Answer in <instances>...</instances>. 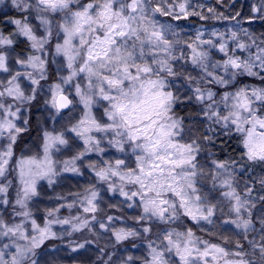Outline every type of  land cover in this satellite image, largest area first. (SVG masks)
I'll return each instance as SVG.
<instances>
[{"label":"snow or ice","instance_id":"obj_1","mask_svg":"<svg viewBox=\"0 0 264 264\" xmlns=\"http://www.w3.org/2000/svg\"><path fill=\"white\" fill-rule=\"evenodd\" d=\"M9 4L18 15L0 11V22L12 26L0 29V73L7 74L0 80V209L13 211L0 214V264H48L47 242L66 240L69 253H79L102 238L100 230L109 235L94 264H264V195L254 194L264 192V175L238 191L239 176L264 169V33L244 28L239 11L226 15L193 0H0ZM192 17L235 24L223 32L202 25L189 35L181 21ZM256 20L264 22V0L246 18ZM18 38L28 51L13 56ZM41 94L52 121L65 110L72 115L59 129H42L39 150L18 155ZM189 104L198 106L203 132L200 119L186 126L178 113ZM221 137L238 141V158L209 153L210 164L202 163L201 153ZM72 145L70 159L53 158ZM85 163L99 187L35 215L38 183L82 174ZM103 186L139 210L132 223L98 219ZM77 205L90 218L60 215ZM75 233L83 242L71 239ZM138 240L147 242L142 255L113 259L118 245L135 248Z\"/></svg>","mask_w":264,"mask_h":264},{"label":"rangeland","instance_id":"obj_2","mask_svg":"<svg viewBox=\"0 0 264 264\" xmlns=\"http://www.w3.org/2000/svg\"><path fill=\"white\" fill-rule=\"evenodd\" d=\"M194 3L203 4L206 7H216L219 9V11H223L226 15H235V12L239 11L241 13V17L238 19H241V24L244 28H247L250 32H254L257 36H259L261 33H264V22H261L259 20H256L251 24L246 22V18L250 14L251 6L255 3H258V0H224L223 6H220L219 4H217V2L206 3V2L197 1ZM240 6L242 8H240ZM209 21H211V24L205 26L208 29V31L215 29L217 31L223 32L226 31L227 28L235 24V21H217V20H209ZM181 24L184 31L189 35L194 34L196 30L200 28V27H195V28L185 27V25H183L182 22ZM22 54H26V53H19L15 50L12 52L13 56L22 55ZM54 68L55 65L52 66V71H54ZM6 77H7L6 73H0V80L5 79ZM46 91L47 88L45 87V92ZM45 98H46L45 95L41 94L39 98V103L30 112L32 116L30 120H31V125L33 126V131L29 136V138H27L22 144V148L18 152V155L20 154L21 151L27 152L29 149L32 150L33 152L39 150L40 144L42 143L41 140L42 129L47 127L50 130L53 126L59 129L62 125L67 123L68 117L72 115V113L65 112L63 120H60V118L58 117L57 118L58 122L52 121L49 118L50 116L49 111H46L47 106L44 103ZM46 118H47V122H46ZM192 125L193 122L186 124V126H190V127ZM76 151L77 148L75 145H72V147L70 148H61L60 152H54L53 158L56 160L70 159L71 156L74 155ZM91 158L97 159L95 154H93ZM81 173L82 174L71 173V172L63 173L61 177L57 178V183L52 186H49L46 180L40 181L38 183V191L40 192V196L34 198L33 202L30 203V208L33 211V213L37 216L42 217L46 209L51 207H57L59 206L60 203H69L71 202L74 193L82 192L86 187H88L92 183L98 184V182L95 179L94 173H92L91 170L87 168L86 163L84 166L81 167ZM238 179H239L238 191H240L241 194H243L245 182L241 177H238ZM208 187L210 188L211 185L209 184ZM105 188L106 186H103L100 189L101 197H102L101 208L103 209V211L98 213L101 216L100 219L106 221L107 215H111L108 214L109 213L108 211L111 210L110 212L113 213L114 210H118V207H121L120 206L122 205L121 201H123L124 198L120 197L118 194L114 195L110 192L105 191ZM211 195L217 197V199H221L220 191H213ZM57 196H66L68 197V200L56 201L55 197ZM110 205H116V207H110ZM122 206L128 209L126 205H122ZM1 210L2 209H0V211ZM129 210L130 212L127 211L124 212L125 218L122 216L120 217L123 219H128L129 217L136 215L137 212L139 211L138 209H129ZM225 211H227L226 207H225ZM60 215L62 217H67L69 215L86 216L87 214H84L82 212V209H79V206L77 205V207L73 208L71 212H69V210H67L66 208L61 209ZM219 222L220 221L217 220V223ZM128 223H132V221L128 219ZM116 226L120 227L122 225L118 221L116 223ZM57 229H59V226H57ZM194 230L196 231L198 230V228ZM100 231L102 233V238H100L99 240L95 241L93 244L88 246L86 250H80L79 253H69V251L66 249V244H67L66 240L59 241L60 243H58L59 244L58 246L45 249L46 252L52 253V255L46 257V259L48 260V264H77L81 262H83L82 264H94V261H96L95 259H97V251H96L97 247L98 246L104 247L106 238L109 235L108 233H103V230ZM96 242H98V245L96 244ZM54 248H60L61 250L58 253H56L53 251ZM109 248H111L110 245ZM144 252H145V244L137 243L135 248H133L132 245L126 246L116 256H113V259L119 261V259H122L127 255L140 256ZM73 256H78V259L74 261L72 259ZM60 257H63L64 259L60 260L59 259ZM105 259H107V257H105Z\"/></svg>","mask_w":264,"mask_h":264},{"label":"trees","instance_id":"obj_3","mask_svg":"<svg viewBox=\"0 0 264 264\" xmlns=\"http://www.w3.org/2000/svg\"><path fill=\"white\" fill-rule=\"evenodd\" d=\"M197 1L206 2V3H208V2L209 3L217 2L216 0H193V2H197ZM6 3H7V0H6ZM240 8H242V7L240 6ZM0 11H2V13H6V16L15 17V16L18 15L16 10L11 8L10 4H9L8 7L0 6ZM6 16L5 15H0V21L6 20ZM181 22L183 23V25H185V27H191V28L201 27L202 25L206 26L208 24H211V21H207V22L200 21L199 18H196V17H192L188 21H181ZM0 29H4L5 30V34H7V32L12 29V26L8 25L6 23L0 22ZM12 47H13V49L15 51H17L19 53H27V51H28L27 43L23 40V38H18L17 42ZM248 82H250V81H248ZM251 82L259 83L258 81H251ZM39 98H40V96L38 97V99L36 101H33L32 105H31L32 108H30V112L39 103ZM197 107L198 106H196L195 104L182 105V106L178 107L177 111H178V113L181 116H183L185 118V123L186 124L191 123V122H193L196 119H200V123L198 125H196V127L199 128L200 132H203L204 128L206 126V123L202 120V118H199V117L196 116V113L198 111ZM31 117L32 116L30 114V119H31ZM32 131H33V126L30 124L29 131L27 133H25L21 137L20 141L18 142L17 154L21 150L22 144L24 143V141L27 138H29V136L31 135ZM221 139L224 140V143H221L218 140L214 146H209L208 150L206 152H202L201 153L200 160H201L202 163H210L209 153H214L215 158H218L220 160H227L230 156H234V157L238 158L239 153L241 151V149L238 146V141L236 139H234V138L231 139V140H228L226 137H221ZM261 175H264V169H262L261 167H256L254 170H249L248 172L243 173L239 177H241L244 180L245 183L251 184L252 180L258 179L259 176H261ZM249 177H251L252 179L250 180ZM9 179L13 180V177L9 176ZM255 188L258 189L259 185L256 184ZM10 192L12 193V195L14 197V195H15V181L14 180H13V187L10 189ZM254 194L264 195V192H254ZM120 206L121 207H118V210H114L113 213L110 212L111 210L108 211L109 212L108 214H111V215L113 214V215H115L117 217L122 216V217L125 218L124 212H126V211L130 212V210L126 209L122 205H120ZM12 211H13L12 208L8 207L6 212L2 209L0 211V214L4 215L5 218H7L8 216L11 215ZM96 215H97L98 219L101 218L99 213H97ZM86 216L90 217V214H87ZM189 226H193L194 229H197V227L192 225L191 222H189ZM206 227L210 228L211 226H206ZM196 231H197L198 235L203 236L205 239H213V240H215V237L209 236L205 232H200L199 230H196ZM86 235H88V234L86 233ZM71 238H73V240H78L79 242L83 241V238L80 236L79 233H75ZM88 238L89 239H93V237L90 236V235H88ZM58 243H60V242L59 241L47 242V244L45 246V249H49V248L58 246L59 245ZM137 243L146 244L147 242L146 241L142 242V241L138 240V241H136V244ZM96 244L98 245V242H96ZM129 245H132L131 242H125V244H123V245H118L117 249L112 250L115 253L114 256H116L123 248H125L126 246H129ZM109 249L111 250V248H109ZM82 263L83 262L77 263V264H82Z\"/></svg>","mask_w":264,"mask_h":264},{"label":"water","instance_id":"obj_4","mask_svg":"<svg viewBox=\"0 0 264 264\" xmlns=\"http://www.w3.org/2000/svg\"><path fill=\"white\" fill-rule=\"evenodd\" d=\"M65 112H67V110H65Z\"/></svg>","mask_w":264,"mask_h":264}]
</instances>
